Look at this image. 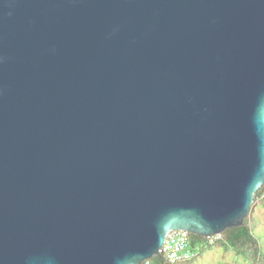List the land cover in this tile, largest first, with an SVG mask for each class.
Returning a JSON list of instances; mask_svg holds the SVG:
<instances>
[{
	"label": "water",
	"instance_id": "95a60500",
	"mask_svg": "<svg viewBox=\"0 0 264 264\" xmlns=\"http://www.w3.org/2000/svg\"><path fill=\"white\" fill-rule=\"evenodd\" d=\"M263 182L264 0H0V264H139Z\"/></svg>",
	"mask_w": 264,
	"mask_h": 264
},
{
	"label": "trees",
	"instance_id": "16d2710c",
	"mask_svg": "<svg viewBox=\"0 0 264 264\" xmlns=\"http://www.w3.org/2000/svg\"><path fill=\"white\" fill-rule=\"evenodd\" d=\"M264 200V182L253 194V202L249 207V211L243 217L242 223L238 226H231L225 228L219 233V239L213 244L207 245L206 247H200L197 254L194 255L190 260L184 263H191L197 256L212 245L223 247L225 250L232 251L236 256L241 257L245 264H264V253L261 251L259 243L253 234L254 224V211L256 205L262 204ZM190 244L193 248L205 241L206 236L189 233ZM139 264H171L158 251L157 254L143 260ZM180 264V263H176Z\"/></svg>",
	"mask_w": 264,
	"mask_h": 264
},
{
	"label": "rangeland",
	"instance_id": "374dc122",
	"mask_svg": "<svg viewBox=\"0 0 264 264\" xmlns=\"http://www.w3.org/2000/svg\"><path fill=\"white\" fill-rule=\"evenodd\" d=\"M253 219V234L259 243L261 251L264 253V200L262 204L256 205ZM189 264H245V261L230 250L212 245Z\"/></svg>",
	"mask_w": 264,
	"mask_h": 264
},
{
	"label": "built area",
	"instance_id": "2783aa9c",
	"mask_svg": "<svg viewBox=\"0 0 264 264\" xmlns=\"http://www.w3.org/2000/svg\"><path fill=\"white\" fill-rule=\"evenodd\" d=\"M219 234L206 236L204 243L193 248L189 233L183 230H169L161 243L159 252L171 264L184 263L197 254L200 247H206L219 239Z\"/></svg>",
	"mask_w": 264,
	"mask_h": 264
}]
</instances>
